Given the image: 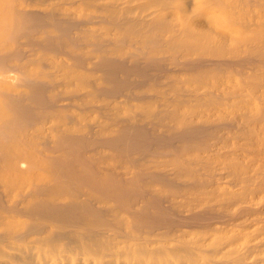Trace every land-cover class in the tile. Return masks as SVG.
<instances>
[{
	"label": "bare ground",
	"instance_id": "1",
	"mask_svg": "<svg viewBox=\"0 0 264 264\" xmlns=\"http://www.w3.org/2000/svg\"><path fill=\"white\" fill-rule=\"evenodd\" d=\"M0 264H264V0H0Z\"/></svg>",
	"mask_w": 264,
	"mask_h": 264
},
{
	"label": "rangeland",
	"instance_id": "2",
	"mask_svg": "<svg viewBox=\"0 0 264 264\" xmlns=\"http://www.w3.org/2000/svg\"><path fill=\"white\" fill-rule=\"evenodd\" d=\"M34 6H35V5H34ZM26 7H27V8H31L32 6H28V5H27Z\"/></svg>",
	"mask_w": 264,
	"mask_h": 264
}]
</instances>
